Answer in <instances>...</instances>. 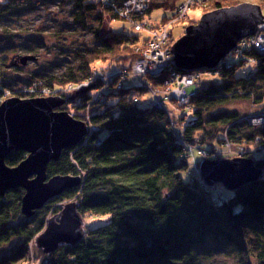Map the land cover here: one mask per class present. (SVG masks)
<instances>
[{
  "label": "trees",
  "instance_id": "obj_1",
  "mask_svg": "<svg viewBox=\"0 0 264 264\" xmlns=\"http://www.w3.org/2000/svg\"><path fill=\"white\" fill-rule=\"evenodd\" d=\"M20 1L2 2L0 15L14 9L13 5ZM69 1L77 12L73 15L76 22H95L90 27L95 44L76 53L74 71L45 79L44 86L57 88L49 94L61 93L66 100L57 110L72 113L75 119L83 121L88 112L98 131L77 146L62 150L59 160L46 168L47 178L84 174L80 186L65 190L30 216L21 210L23 189L16 188L0 197V247L14 239L20 242L15 250L0 257V264H195L197 250L210 238L225 241L236 247L239 254H250L256 264H264V126L253 127L247 121H239L244 115L220 110L232 99L246 98L253 99L252 104L256 105L250 112H264V55L253 47L241 48V54L230 53L217 68L199 71L217 75L220 80L197 83V92L180 114L169 120L164 108L157 109L150 103L139 105L129 91L132 87L147 90V79L151 84H161L173 68H166L156 77L137 78L143 81L142 86L125 88L123 84L117 89V76L105 82L116 69H128L146 41L140 34L113 29L101 33L106 19H118L110 12L116 0ZM246 1L258 3L264 11V0H196L193 6L202 9L203 14ZM181 2L159 0L151 7L166 6L172 15ZM252 57L255 62L250 64ZM96 64L99 65L94 68ZM34 79L41 80L29 77L10 91L0 81V102L5 93L24 98L26 95L19 88L30 85ZM83 82L87 83L83 86L93 87L84 92L63 91L68 84ZM103 83L107 87L99 96ZM101 131L104 136L99 134ZM183 144L203 152V160L239 156L248 159L259 178L236 191H224L228 195L224 200L199 176L182 179V173L188 169ZM226 144L236 145L241 151L219 156ZM25 157V152H11L5 162L13 167ZM199 164L196 163L198 169ZM72 200L81 217L103 220L102 224L89 227L76 244H61L54 252L41 253L42 257L30 260L29 247L43 230L50 209L56 203ZM239 264L245 263L239 260Z\"/></svg>",
  "mask_w": 264,
  "mask_h": 264
},
{
  "label": "water",
  "instance_id": "obj_2",
  "mask_svg": "<svg viewBox=\"0 0 264 264\" xmlns=\"http://www.w3.org/2000/svg\"><path fill=\"white\" fill-rule=\"evenodd\" d=\"M263 22L259 5L242 2L204 13L195 24L188 25L184 35L170 46L172 66L178 71L194 72L216 68L237 42L256 33ZM29 57L21 58V64ZM93 86H83L87 91ZM79 89V90H80ZM77 90V92H79ZM64 98L11 97L0 103V197L7 191L21 188V210L26 216L41 209L65 190L80 185L79 177L55 175L47 178L50 162L59 160L62 150L77 146L86 136L87 127L63 110ZM13 151L26 157L14 167L5 164ZM252 163L245 158L202 160L199 174L207 186L222 184L235 191L256 179ZM82 218L74 203H67L59 214L47 220L46 228L35 238L34 244L45 254L57 250L61 244L79 242Z\"/></svg>",
  "mask_w": 264,
  "mask_h": 264
},
{
  "label": "rangeland",
  "instance_id": "obj_3",
  "mask_svg": "<svg viewBox=\"0 0 264 264\" xmlns=\"http://www.w3.org/2000/svg\"><path fill=\"white\" fill-rule=\"evenodd\" d=\"M6 1L7 0H0V4ZM127 1L128 0L113 1V4L111 5L112 9L110 10V12L113 15L116 14L118 19H114V20L106 19L100 28L101 33H105L106 31L113 29L114 31H121L124 33L136 34V35L140 34L142 37H147L145 33H139L133 31V28L130 26L132 22L118 15V13H123V14L125 13L127 9ZM157 1L159 0H150L146 12L144 11L141 14L133 17L140 23L150 24L151 26L156 28L161 26L163 27L168 26L170 37L171 39L173 38V40H176L180 36L184 35L185 28L188 25L195 24L193 22L196 21L198 22L199 18L204 14V13L202 14V9L193 6L195 0H193L192 5L188 8L184 16L180 18L177 16L178 9L175 10L172 15H169L171 9L167 8L166 6L152 8L151 7L152 3ZM184 2L185 0H182L179 7L183 5ZM246 2L255 3L259 5L258 3L252 1H246ZM13 6L15 7L14 9L4 12L3 14L0 15V81L6 85L5 89L7 88L6 90L10 91L9 89L16 88L15 85L17 83L24 82L29 77L38 78L41 80L35 81L34 79L35 83L33 81V83H30V85L21 86L19 90L23 91L26 95L33 93V90H35L34 93L44 92L45 95H48V97L57 96L61 98L62 97L61 93L49 94L51 90L55 91L57 90V88L51 89L47 85L44 86L43 80L48 79L49 77H58L70 71H74L77 68L76 53L79 51H84V49L92 48L95 44L94 33L91 32L90 29V27L96 25L95 22H88V24H86L87 26L81 22H76L73 18V15L77 14V12L74 8H72V2H70L69 0H21L20 2H18V4ZM150 8H152L151 11H149ZM262 14H263V22L260 23L258 27L264 25V11L262 12ZM164 16H168V18L164 19L163 18ZM185 16L186 18H184ZM141 49L142 48H139L138 50L137 59L140 57ZM234 50H239V49L238 47H235ZM231 53H233V50ZM29 56L31 58L33 57V59L26 60L24 64L23 63L21 64L20 59ZM253 61H254L253 57L250 58V64H252ZM98 65L99 64L93 65V67L97 68ZM170 67L173 68V71L176 70L178 72V70L175 69L172 66V64H170ZM209 71L210 70H208V72ZM187 73H196V72H187ZM167 78L168 76L166 75L163 78V80L165 81ZM100 79H102V77ZM219 80L220 78L217 75H210L209 73H207L205 75L204 74L199 75L195 83L197 85V83L204 84L209 81L217 82ZM147 81L150 84L147 90H140L132 87V86L143 85V81L137 78H132V77L128 78L123 83L124 85L123 84L122 85L125 88L132 87L129 91L130 96L133 99L137 100V104L146 105L150 103V105H152L155 99L157 102H160L162 104L157 109L164 108L166 112V116L169 120H172L173 115L180 114L181 109L186 104H180L175 99L171 104L168 103V100L165 101L163 104L159 94L153 96L154 99L152 100L151 91H157L159 89L158 87L161 88L162 86L160 84H156V85L151 84L152 82L148 79ZM85 84L87 83L83 82L82 84H78V85L68 84L63 89V91L67 92L73 89H80ZM103 86L104 88H102ZM106 87H107L106 83H103V85L98 89L99 96H101L102 92L106 90ZM164 87L166 88L167 85H165ZM193 89L194 86L190 88L191 91H193ZM197 90H198V86H196L194 90V94L197 92ZM92 94H94V92H92ZM8 98H11V96L9 95V93H5L2 95L1 100L4 101L5 99ZM252 102L253 99L252 101L251 99L248 100L246 98L232 99L228 103H226V105L221 106L220 110H226V111L232 110L235 111L237 114H239V116L249 114L250 115V118L248 120L249 124H252L253 127L255 126L256 128H261V125H256L251 123V121H255L256 118L259 117V114L250 112V110L256 106V105L254 106ZM87 108H90V106L88 105ZM55 110H57V108ZM88 120L89 118L87 112L85 115V120L84 121L81 120V121L87 122ZM239 121L241 122L243 120H239ZM92 125L94 126L92 133L97 132L98 127L95 124ZM99 134L101 136H104L105 132L101 131ZM183 146L186 149L184 151L185 154L186 153L188 154L187 155L188 169L186 172H183L181 176L183 180H188L191 176H199L198 175L199 169L196 167V163H200L203 160L202 158L204 157L205 154L196 148L190 151L191 150L190 148H192L191 145L183 144ZM230 148L232 150H235V153L237 151V154L241 151V148L233 144H226L224 146V150H228ZM218 154L219 156H221L222 152ZM76 176H72V177H76ZM77 177H79L81 181L82 180L81 178L84 177V174L82 176L80 175ZM258 178H259V174L256 173V179H254V181L257 180ZM212 186H213V190L217 191L220 194L219 196H221L224 200L228 199V195H226L224 191H229V190H226L222 184L219 183V184H214ZM71 203H74L76 206V202L74 200H72ZM66 204L65 203L54 204L53 208L50 209V211L47 214L44 228H46L47 220L52 216H55L56 219H59V214L62 208ZM81 218H82V225L80 228L83 233V237L84 234L88 231L89 227L102 224L103 222V220L101 221L95 220L92 217L87 218L84 216ZM19 243H20L19 240L14 239L9 244L1 246L0 257L15 250L14 248H16V246ZM29 249L30 250L28 251V254L30 260L38 259L41 256V253H43L34 244V242L31 244ZM197 256L198 259L196 260L195 264H239V260L243 261V263L245 264L246 263L256 264L255 259L251 258L252 256L250 254L243 252L239 254L236 247L227 244V242L225 241L216 240L213 238L207 239L205 244L197 250Z\"/></svg>",
  "mask_w": 264,
  "mask_h": 264
},
{
  "label": "built area",
  "instance_id": "obj_4",
  "mask_svg": "<svg viewBox=\"0 0 264 264\" xmlns=\"http://www.w3.org/2000/svg\"><path fill=\"white\" fill-rule=\"evenodd\" d=\"M196 1V0H195ZM150 0H128L127 9L125 13H118L122 18H125L132 22L133 30L139 33H145L147 35L146 41L140 47V57L134 61L128 69H117L115 73L108 75L105 78L106 83L115 78L116 88L120 89L122 82L128 77L132 78H143L144 76H158L157 74L163 72L167 67H170L172 61V55L170 53V46L172 39L169 33V27H153L150 24L140 23L133 16L139 15L142 12H146L148 9ZM193 0H185L184 4L181 5L177 10V16L180 18L184 16L188 8L192 5ZM195 3V2H194ZM264 36V25L258 27V31L255 33L256 39L263 38ZM244 38L240 40L241 48L251 47L252 40ZM239 43L236 47L239 46ZM248 45V46H247ZM240 49V48H238ZM239 50H233L236 54ZM255 60L252 62L254 63ZM168 78L164 81V85H167L163 91H151L152 96L159 94L161 101L164 104L165 101L173 97L175 100H178L180 104H186L188 98H182V96L193 95L196 88L195 81L197 80V74L195 73H180L176 70L168 71L166 74ZM95 75H93L94 77ZM92 78V77H91ZM91 78L89 80H91ZM196 85V86H195ZM194 86L193 91L190 88ZM104 88V86L102 87ZM152 105L156 108L161 106L160 102H157L154 99ZM261 114H259L260 117ZM258 116V115H257Z\"/></svg>",
  "mask_w": 264,
  "mask_h": 264
},
{
  "label": "bare ground",
  "instance_id": "obj_5",
  "mask_svg": "<svg viewBox=\"0 0 264 264\" xmlns=\"http://www.w3.org/2000/svg\"><path fill=\"white\" fill-rule=\"evenodd\" d=\"M257 31H258V27H257ZM253 36H255V34L254 35H252V36H249V40H250V38H251V40H252V42H250L252 45H251V47H253L252 49L253 50H255L256 52H258L260 55H264V36H263V38L261 37V38H258V39H256L255 37H253ZM178 39V38H177ZM176 39V40H177ZM176 40H173V38H172V42H175ZM240 41H238V43H239ZM238 45V44H237ZM238 48H240L241 49V47H240V43H239V46H238ZM248 51V50H247ZM232 52V51H231ZM172 55V54H171ZM227 58L228 57H224L223 59H222V61H225V60H227ZM219 66V65H218ZM218 66H216V68L218 67ZM199 71H204V72H208V70L207 69H199V70H197V71H194V72H196L197 74H199L198 72ZM94 72H96V70L94 69ZM180 72V71H179ZM180 73H187V71H181ZM96 74V73H95ZM204 74H206V73H204ZM199 75H202V73L201 74H199ZM128 78H131V77H128ZM127 78V79H128ZM127 79H125L123 82H122V84L127 80ZM162 87L160 88V87H158L159 89H158V91H163L164 90V80H163V82L160 84ZM164 87V88H163ZM163 88V89H162ZM24 95H26V94H24ZM194 95V94H193ZM26 96H28V97H26ZM24 98H44V97H48V95H45V93L43 92V93H41V92H36L35 94H32V95H26ZM152 96V95H151ZM192 95H190V96H187V95H184V96H182V98H190ZM20 98V97H19ZM22 99V98H21ZM154 98H153V96H152V100H153ZM170 99H173L172 101H174V98L173 97H171ZM170 99L168 100V103H170L171 104V102H170ZM188 99H187V102H188ZM176 101L178 102V100L176 99ZM2 102V101H1ZM0 102V103H1ZM186 102V103H187ZM67 112V111H66ZM69 113V112H68ZM70 114V116L71 117H73V114L72 113H69ZM254 116V115H253ZM74 118V117H73ZM249 118H250V115L249 114H245L244 116H243V119H241V120H243V121H247L248 122V120H249ZM75 119V118H74ZM76 120H78V119H76ZM79 121H81V120H79ZM83 122V121H82ZM255 122V123H254ZM85 124H86V127H87V134H86V136H85V139L92 133V130H93V123L91 122V119H89L87 122H84ZM249 123V122H248ZM251 123H253V124H256V125H261V127H263L264 126V112H262V115H260V117H257L256 118V120L255 121H251ZM250 125H252V124H250ZM97 126V125H96ZM98 127V126H97ZM255 127V126H254ZM191 150H193L192 148H190ZM190 150V151H191ZM224 150V149H223ZM13 152H16V151H13ZM234 152V153H233ZM236 153H237V151H236ZM224 154H227V155H233V154H235V150H232L231 148L230 149H228V150H224L223 152H222V155H224ZM25 159V158H24ZM213 160H218V159H216V158H214ZM5 164H6V162H5ZM7 165V164H6ZM8 166V165H7ZM11 167V166H10ZM14 167V166H13ZM199 176H200V174H198ZM200 179H201V181L203 182V180H202V178H201V176H200ZM204 183V182H203ZM41 250V249H40ZM42 251V250H41Z\"/></svg>",
  "mask_w": 264,
  "mask_h": 264
}]
</instances>
